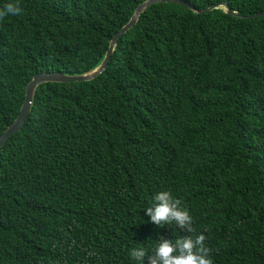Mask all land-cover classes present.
<instances>
[{"label":"trees","instance_id":"obj_1","mask_svg":"<svg viewBox=\"0 0 264 264\" xmlns=\"http://www.w3.org/2000/svg\"><path fill=\"white\" fill-rule=\"evenodd\" d=\"M144 1L18 0L0 20V133L33 76L95 69ZM181 1L225 7L151 5L98 77L34 89L0 146V264H137L133 248L200 233L213 264H264V0ZM161 190L193 233L151 222Z\"/></svg>","mask_w":264,"mask_h":264},{"label":"clouds","instance_id":"obj_2","mask_svg":"<svg viewBox=\"0 0 264 264\" xmlns=\"http://www.w3.org/2000/svg\"><path fill=\"white\" fill-rule=\"evenodd\" d=\"M22 9L18 0H9L0 7V20L6 16L21 14ZM145 213L152 223L157 226L175 225L186 233H193V217L189 210L182 206L180 199L175 198L172 192L161 190L153 196V204L145 208ZM203 233L183 235L179 238L168 239L159 237L149 254L145 248H133L129 255L137 264H143L145 258L148 264H213L212 249L205 243Z\"/></svg>","mask_w":264,"mask_h":264},{"label":"water","instance_id":"obj_3","mask_svg":"<svg viewBox=\"0 0 264 264\" xmlns=\"http://www.w3.org/2000/svg\"><path fill=\"white\" fill-rule=\"evenodd\" d=\"M160 3L177 4V5L186 7V8H188V9H190L193 12L198 13V14H204L210 10L217 9L219 7H222V8L225 7V4L223 3L220 5H216V6H211L209 8L203 9V10H195L190 5L184 3L181 0H147V1L142 2L141 4H139L135 8V10H134L133 14L131 15L130 19L128 20V22L123 27H121V29L118 32H116L114 34V36L110 40L109 48L107 49L102 61L95 67V69H93L87 73H84L81 75H74V76L65 75L62 73H51V74H40V75L33 76L31 78V80L27 83V85L25 87L23 102L19 108V111H18L15 119L7 128H5V130L3 132L0 133V146L7 140V138L9 136L11 137L13 134L18 132L22 128V126H23V124L27 118V115L29 113V110H30L33 91H34V89H36V87L38 85L43 84V83L88 82V81H91V80L95 79L96 77H98L106 69L110 55L113 51V48H114L117 40L126 31H128L129 29H131L134 26L138 16L143 11L147 10L151 5L160 4ZM226 12L228 14L235 16V14L231 11H226ZM251 17H264V13L263 14L262 13L254 14Z\"/></svg>","mask_w":264,"mask_h":264}]
</instances>
